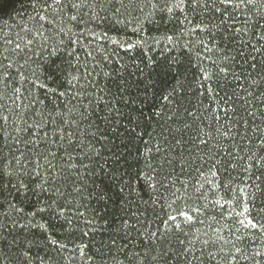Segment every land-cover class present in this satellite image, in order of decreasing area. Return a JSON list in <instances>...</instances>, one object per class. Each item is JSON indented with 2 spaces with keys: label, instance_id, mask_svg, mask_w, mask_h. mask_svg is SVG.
<instances>
[{
  "label": "trees",
  "instance_id": "16d2710c",
  "mask_svg": "<svg viewBox=\"0 0 264 264\" xmlns=\"http://www.w3.org/2000/svg\"><path fill=\"white\" fill-rule=\"evenodd\" d=\"M102 8L106 10L98 9L101 19L87 24V31L82 35L72 37L73 40L78 39L79 43L71 45L75 49L71 57H62L61 72L53 77L41 66L35 86L31 83H18L16 86L21 88L20 98L13 103L15 97L8 98L13 95L9 90L3 101L5 107L0 109V115L8 116L7 122L0 120V125H4L0 129V139L7 138V143L13 145L12 151L20 157L22 152L27 153L31 147L30 144L26 147L23 141L43 135L42 132L27 135L21 131L39 122L42 108L45 109V116L53 106L57 114L71 109L70 114L78 115L84 108L77 102V93H81L80 99L87 108V120L79 125V131L75 126H62L68 132H76L71 137L72 140L90 146V150L88 147L84 149L86 157L84 152H73L71 163L79 168V172L68 166L67 157L61 159L58 156L54 161L58 169H64L66 178L62 177L58 183L63 191L70 193L65 201L71 202L69 208L64 215H55L51 211L37 215L32 223L46 225L47 231L36 228L32 230L34 235L21 233L18 237L20 251L31 246L33 251L29 255L35 257L38 253L44 257L46 264H56V261L59 264H145L140 258L147 251L145 244L148 241L144 239V234L154 232L157 228L162 229L163 225L159 220L166 219L168 214L177 215V210L184 206L182 201L173 202L174 198L167 194L165 201L155 204L149 201L151 189L146 177H155L153 183L157 180L167 183L165 177H168L175 181L173 191L180 189L181 194L184 191L180 188L181 183L189 186V192L190 186L195 184L207 198L201 199L197 205H204L208 209L207 216L200 217L204 223H197L191 230L184 228V232L189 233V239L195 242V254L199 255L201 249L196 236L199 235L201 240L206 238L202 233L208 231L209 224H213V216L221 224L231 227L232 232L240 237L239 247L250 251L264 244V232L245 229L238 223L245 217L254 222L264 219V147L260 146L257 138L258 135H264V71H259V74L252 71L238 54L242 49L247 56L252 46L264 48V41L258 43L259 37L254 36L251 31L246 36L237 34L236 40L231 43L227 40L220 42V37L217 36L220 48L227 47L228 53L234 57L233 66L225 77L211 63L212 60L219 62V52H207L201 47L200 42H207L209 39L208 30H195L196 25L204 27L218 24V17L212 18L189 6L185 7L184 12L175 10L172 17L165 14L163 21L157 16L154 23L144 25L143 31H134L136 23L131 16L124 13L113 15L112 7L108 5H103ZM17 9L16 0H0V28L3 29L0 35L6 33L15 38L20 31L18 26L26 23V18L21 19L16 14ZM252 12L256 13L251 17L252 20L264 13L261 0H256ZM239 15L237 13V17ZM118 20L123 22L117 23ZM242 26L243 22L238 19L236 27ZM73 32L79 33L80 30L73 28ZM139 40L144 43L137 44L134 49L121 47L129 43L135 44ZM207 46L212 47L211 44ZM88 53L92 55L89 56ZM253 55L258 62L257 69L260 70L264 53ZM149 62L154 66L173 62L180 65V75L175 79L169 77L167 82L168 92L175 88L182 105L179 119H167L176 111L175 102L170 104L159 97L150 110L145 109L152 117V126L144 136V141H148L150 136H156L147 145L153 148L152 152L147 153L148 164L153 165L155 170L145 163V156L142 155L144 142L137 145L140 148L139 155L135 148L129 151L121 147L126 137V128L132 127L129 117L135 118L137 108L141 107L138 97L144 84L140 82L143 79L140 70L148 72ZM57 63L60 64L61 61ZM202 68L213 74L211 80L203 79ZM105 73L109 75L106 76ZM72 76L77 77V80L69 84ZM253 80L257 81L255 85ZM121 88L126 91H121ZM84 91L88 98H84ZM61 92L65 95L60 96ZM248 93L252 95L249 96ZM33 99H39L42 103L32 104ZM185 109L194 112L195 118L187 116ZM156 112L162 115H152ZM249 112H255V117L249 116ZM186 124L190 127H186ZM257 128L261 130L260 133L256 132ZM201 129L202 139L211 137L207 146L196 139ZM47 130L51 136V127ZM161 131L163 136L156 135ZM204 133H208V136H204ZM165 138L168 141L163 145L166 151L156 153L155 145ZM17 140L22 142L16 144ZM177 140L181 141V147L175 146ZM56 148L57 145H52L45 150L44 145L40 144L39 151L46 154L47 151H56ZM7 152L8 149L5 148V154ZM60 155L64 156V153ZM120 157L123 159L116 164ZM166 158L171 162L165 163ZM160 165L163 167H159ZM21 179L25 184L29 183L28 178ZM32 180L35 181V178ZM3 183L8 184L7 178ZM12 183L16 184L17 181L13 180ZM74 188H80V194L74 193ZM159 191L164 192L165 189L160 187ZM5 197L23 208L29 218L31 212L44 207L45 202H50L49 192L37 191L33 194L32 190L24 188H20L18 192L15 187H6L4 197L0 199ZM181 219L178 217L177 223ZM125 221L128 227L122 226ZM196 229H200V233ZM222 234L225 238L229 236L227 229ZM11 239L12 237H8V240ZM178 239L185 240L186 237L178 231L170 233L162 247L167 249L170 241L179 250ZM50 240L65 245L66 248L63 252L52 251L54 245L49 243ZM113 240L115 246H112ZM11 251L10 264H23L19 252L14 248ZM45 252L55 257V261L49 260ZM132 253L138 254L136 260H133ZM160 264H163L162 260ZM169 264L174 262L170 259ZM220 264H226V261L220 260Z\"/></svg>",
  "mask_w": 264,
  "mask_h": 264
},
{
  "label": "snow or ice",
  "instance_id": "6c2138e0",
  "mask_svg": "<svg viewBox=\"0 0 264 264\" xmlns=\"http://www.w3.org/2000/svg\"><path fill=\"white\" fill-rule=\"evenodd\" d=\"M16 3L18 4L16 14L21 19L26 18V23L18 26L20 31L16 33L15 38L6 33L0 35V109L5 107L3 101L5 96H8L9 90H11L13 95L8 96V98L13 99V96L15 97L13 103H15L16 99L20 98L21 88L16 86L18 83H31L35 86L36 80L39 79L41 66L47 69L53 77L56 73L63 70L62 57L65 55L71 57L75 51L71 45L79 43L78 39L73 40L72 37L82 35L87 31V24L101 19L98 9L106 10L102 8L103 5L112 7L113 15L124 13L127 16H131L136 23L134 31H143L144 25L154 23L157 16L163 21L165 14L172 17L175 15V10L178 9L180 12H184L185 7L189 6L193 10L199 9L205 12L212 18L218 17V24L211 26L204 25V27L196 25L195 30H208L209 39L207 42L201 41V47H204L207 52H219V62L212 60L211 63L220 73H224L225 77L233 66L234 57L228 53L227 47L220 48V42L227 40L231 43L236 40L237 34L246 36L249 31L254 36L259 37L258 43L264 41V23H262L264 22V13H261L255 20L251 19L252 16L256 15V13L252 12L256 0H187V2L186 0H16ZM261 3L264 4V0H261ZM117 4L119 6H115ZM237 13L240 14L239 17H237ZM238 19L243 22L242 27H236ZM122 22L117 21V23ZM73 28L79 29L80 32H73ZM257 29H260V31H256ZM2 32L3 29L0 28V33ZM90 34L95 35V33ZM217 36L220 37V42H217ZM166 38L172 39V37ZM143 43V40H139L135 44L129 43L126 46L121 45V47H127V49L131 50L137 44ZM208 44H211L212 47L209 48ZM45 53H47V57H45ZM253 53H264V48L258 49L252 46L247 56L244 55L242 49L238 54L244 58V62L248 64L249 69L259 74V71H264V61L260 62V70H258V62ZM88 55L91 56L92 53H88ZM249 60L251 61L250 63ZM57 61H61V63L58 64ZM149 65L150 70L148 72L145 73L143 70H140L143 77L140 82L144 84L143 89L139 90L140 96L138 97L141 107L137 108L135 118L129 117V123L132 127L126 128V137L121 145V147L129 151L135 148V151L139 155L141 153L137 145L140 142H144L145 148L142 155L145 156L146 164H148L147 153L153 151V148L147 145L156 136H150L148 141H144V136L148 134V129L152 126V117L146 113L145 109L150 110L158 97L168 101L170 104L175 102L176 111L168 116L167 119L176 120L179 119L182 107L176 96V89L173 88L171 92L167 90L168 78L175 79L176 76L180 75L179 63L173 62L171 64L154 66L149 62ZM201 73L203 79H212L213 74H209L206 69L202 68ZM105 75L109 74L105 73ZM51 78L49 77V79ZM235 78L239 79V77ZM76 80L77 77L72 76L68 83L71 84ZM252 83L255 85L257 81L253 80ZM25 91H28V89H25ZM121 91H126V89L121 88ZM59 95L64 96L65 93L61 92ZM83 95L84 98H88L86 91L83 92ZM248 95L251 96L252 93H248ZM80 96L81 93H77L76 99L80 107L84 108V111L79 112L78 115L70 114L71 109L68 112L57 114L55 106H53L52 110L45 116V109L42 108L39 112V122L33 123L26 129H21L27 135H31L33 132H42L43 135H38L30 141H23L26 147L29 144L31 147L27 153L22 152L20 157H17L12 151L13 145L7 143V138L0 139V197H4L6 187H15L18 192L20 188H24L32 190L33 194H36L37 191L50 193V202H45L44 207L31 212L30 218L29 214L23 208L18 207L12 200H8L6 197L0 199V215H2V220H0V264H10L12 259L11 250L13 248L23 258V264H33V261L35 264H46L44 257L38 253L35 257L29 255L33 251L31 246L27 247L24 251H20L21 246L18 244V237L21 233L34 235L32 230L36 228H43L47 231L46 225H34L32 223V220L40 213L51 211L55 215H64L65 210L69 208L71 202L65 201L66 196L70 193L63 191L58 183L64 177V169H58L54 161L57 160L58 156L61 159L67 157L68 166L74 167L79 172V168L71 163L73 152H84L86 157L87 152L84 151L85 147H88L90 150V146L77 143L71 139L72 136L76 135L75 131L68 132L66 128L62 127L65 124L69 128L75 126V129L79 131V125L87 120V108L83 105ZM31 103L41 104L42 101L33 99ZM90 106L91 100L89 102ZM184 111L187 116L195 118L194 112H189L187 109ZM152 115L161 116L162 113L156 112ZM249 116L255 117V112H249ZM0 120L7 122L8 116L0 115ZM185 126L190 127L187 124ZM3 127L4 125H0V129ZM49 127L52 129L51 136L47 130ZM168 131L170 133L171 129ZM202 131L201 129L197 133L196 139L200 140L203 146H207L211 137L208 136V133H204V136H208V139H202L200 134ZM256 132L260 133L261 130L257 128ZM227 134L224 133V135ZM156 135L163 136V132L161 131ZM0 136H2V131H0ZM257 138L259 139L260 146L264 147V135H258ZM21 142L17 140L16 144ZM167 143L168 141L165 138L155 145V152L161 153L162 151H166L163 145ZM40 144L44 145L45 150L49 149L52 145H57V148L56 151H47L45 154V152L39 151ZM73 145L75 146L73 147ZM175 146L181 147V141L177 140ZM5 148L8 149L7 154H5ZM16 150L19 151L18 148ZM61 153H64V156H61ZM189 155H191V152ZM200 158L203 159L202 157ZM120 159H123V157L118 158L116 164L120 163ZM170 162L169 159H165V163ZM186 165L187 162H185ZM84 167L86 168L87 166ZM148 167H152L155 170V167L151 164H148ZM159 167L162 168L163 165ZM181 174H183V169ZM170 175L171 173H169ZM212 175H215V173H212ZM21 177L28 178L29 183L25 184ZM33 177L39 183H35L32 180ZM5 178L8 181L7 185L3 183ZM154 179L155 177H146L148 186L151 189L148 194L149 201L154 204L165 201L167 194L174 198L173 202L182 201L184 206L177 210V215L168 214L166 219L159 220V223L163 225L162 229L157 228L154 232L144 234V239L148 241L145 244L147 251L140 258L145 264H160L161 260L163 264H169L170 259L174 264H205V261H207V264H220V260H225L226 264H241V262L243 264H264V244L252 248L250 251L247 248L239 247L240 237L232 232L231 227L227 224H221L214 216L211 218L213 224H209L208 231L202 233L206 238L201 240L199 235L196 236V241L201 244V249L199 255L195 254L193 251L195 242L189 239V233L184 232V228L191 230L197 223H204L200 217L201 215L207 216L208 209L204 205H197L201 199L206 200L207 198L196 188L195 184L190 186L191 192H189V186L181 183L180 188L184 189L181 194L180 189L173 191L175 181L168 179V177H165L167 183L159 180L153 183ZM13 180H16L17 183L13 184ZM160 187H163L165 191L160 192ZM120 191L123 192V189H120ZM73 192L78 195L81 189L74 188ZM193 197H195V200H193ZM145 203H148V201H145ZM214 207L215 205H213ZM245 211L247 212V209ZM13 214L15 215L13 216ZM220 215L222 216L223 213H220ZM178 217L182 218L179 223H177ZM238 223L245 229H258L264 232V219H261L260 222H254L245 217V219L240 220ZM122 226L128 227L127 222L125 221ZM225 229L229 232L228 238H225L222 234ZM176 231L183 233L186 237L185 240H177L179 250L172 246L170 241L169 247L164 249L162 245L165 240L168 239L170 233ZM195 231L200 233V229H196ZM236 231L238 232L239 228ZM40 234L44 235L43 232ZM8 237H12V239L8 240ZM49 243L54 245L52 251L63 252L66 248L65 245L59 244L54 240H50ZM112 246H115L114 240L112 241ZM153 253L155 254L153 255ZM81 255H84L83 249H81ZM131 255L133 260H136L138 254L132 253ZM45 256H48L49 260L55 261V257L49 256L48 252H45ZM89 259L91 260L92 258L89 257ZM56 264H59V262L56 261Z\"/></svg>",
  "mask_w": 264,
  "mask_h": 264
}]
</instances>
